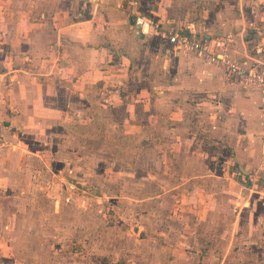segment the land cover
Returning a JSON list of instances; mask_svg holds the SVG:
<instances>
[{
  "label": "crops",
  "instance_id": "0c3cea01",
  "mask_svg": "<svg viewBox=\"0 0 264 264\" xmlns=\"http://www.w3.org/2000/svg\"><path fill=\"white\" fill-rule=\"evenodd\" d=\"M166 10L184 15L181 29L192 37L233 33L227 48L233 59L264 63V0H0V192L7 193L0 195V264H29L52 254L57 236L46 231L52 224L47 214L57 204L41 199L35 187L49 191L53 162L83 176L87 141L101 136L102 126H121L130 143L141 145L150 169L157 160L158 169L171 171L166 159H172L181 178L230 179L232 164L247 178L264 176L259 90L227 80L194 53L174 51L159 36L164 25L174 29ZM136 14L151 21L147 33L138 32ZM189 97L198 101L191 105ZM200 109L209 114L206 141L221 140L214 153L228 162L224 169L211 165L200 148L202 124L187 120ZM215 117L218 126L210 133ZM97 148L93 162L101 165ZM55 149H63L61 159ZM75 150L81 156L72 165ZM105 156L113 161L119 155L107 149ZM177 179L166 181L164 190H184ZM231 181L239 194L264 200L262 186Z\"/></svg>",
  "mask_w": 264,
  "mask_h": 264
},
{
  "label": "rangeland",
  "instance_id": "374dc122",
  "mask_svg": "<svg viewBox=\"0 0 264 264\" xmlns=\"http://www.w3.org/2000/svg\"><path fill=\"white\" fill-rule=\"evenodd\" d=\"M170 8L173 9V4ZM165 12L170 14L174 29L164 25L159 36L168 41L169 32L182 28L184 15ZM169 17L166 15V20H170ZM172 46L176 52L181 49ZM184 52L194 53L206 63L205 58L193 50ZM185 100L191 105L198 101L192 97ZM214 119L216 122V117ZM214 119L208 123L210 133L218 126ZM187 120L190 124H202L204 141L200 148L210 155L207 159L211 165L227 167L228 162L214 153V146L221 148V140L219 145L206 141L209 114L191 112ZM232 125L235 129L236 125ZM246 126V129L251 128V124ZM120 127L102 126L101 136L87 141L83 176H71L66 168L53 162L49 176L53 184L47 185L49 191L41 193L34 185L41 199L57 204L56 209L47 214L52 224L46 230H54L57 238L50 244L49 258H34L29 264H264V214L260 215V211L264 212V200L253 192L249 198L239 194L238 187L231 181L232 178L248 189L252 186L264 189V176L255 173L247 178L232 164L230 179L181 178L174 174L172 159H166L171 171L158 169L157 160L151 162L154 167L150 169L141 145L130 143L129 136ZM72 136L70 139L74 141V133ZM93 146L101 151V165L93 162ZM151 148L157 150L154 145ZM107 149L119 155L118 160L110 161L105 156ZM62 150L55 149L59 159ZM78 154L81 156L78 150L71 151L72 165ZM262 154L264 156V148ZM224 155L225 158L230 156L227 150ZM112 166L108 174H103L105 168ZM261 168L264 169V164ZM223 172L219 171L220 175ZM175 179L182 183L184 190L181 187L164 190L168 187L166 181H171L172 185ZM2 194L7 193L2 190Z\"/></svg>",
  "mask_w": 264,
  "mask_h": 264
},
{
  "label": "built area",
  "instance_id": "2783aa9c",
  "mask_svg": "<svg viewBox=\"0 0 264 264\" xmlns=\"http://www.w3.org/2000/svg\"><path fill=\"white\" fill-rule=\"evenodd\" d=\"M150 23L151 21H148L144 16L135 15L134 25L138 27L139 33H147ZM183 31L181 29L169 32L168 42L182 50H193L199 56L204 57L206 63L214 64L220 68L224 78L259 90L261 102L258 116L261 135L264 137V63L246 65L233 59L227 52L228 44L234 39L231 32L222 33L212 38L205 36L195 38ZM4 128L5 124L0 122V152L5 145Z\"/></svg>",
  "mask_w": 264,
  "mask_h": 264
}]
</instances>
